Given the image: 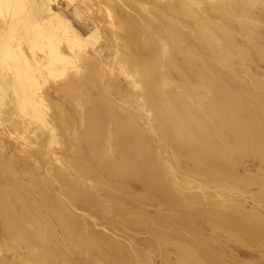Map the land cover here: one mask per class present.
Segmentation results:
<instances>
[{
  "label": "bare ground",
  "instance_id": "bare-ground-1",
  "mask_svg": "<svg viewBox=\"0 0 264 264\" xmlns=\"http://www.w3.org/2000/svg\"><path fill=\"white\" fill-rule=\"evenodd\" d=\"M203 2L164 0L152 7L158 24L141 17L143 25L135 17L126 18L129 15L117 23L127 31L122 38L124 60L144 86L171 159L160 158L153 142L148 143L151 139L137 133L132 120L109 110V101L85 77L81 90L88 104L80 117L82 129L73 135L77 145L67 157L66 170H50L61 196L50 189L55 181L48 185L47 177L35 176V194L49 216L20 177L18 182L13 174L16 183L0 176L4 250H13L14 243L19 251L27 248L31 254L26 261L34 264H60L59 258L72 256V250L89 264H155L158 249L161 264H264V77L257 74V70L264 74V66H259L264 64V42L259 24L244 20L258 19L264 0H216L207 8ZM59 15L38 0H0V127L25 142L29 133L37 136L36 155L57 141L47 118L49 99L41 92L48 80L41 69L47 68L53 77L62 75L69 63L76 66L75 48L83 43ZM60 30L72 55L59 50ZM72 115L73 121L80 116L74 120ZM12 161L5 164L11 170ZM193 178L201 183L195 184ZM212 183L218 189L215 193L207 191ZM249 187L255 189L252 206L243 199ZM70 206L88 214L96 207L104 214L115 211L108 218L117 217L114 223L104 220L109 215L97 220L126 241L93 229ZM151 207L154 210H148ZM57 229L62 242L56 238ZM137 232L147 233V240L135 239Z\"/></svg>",
  "mask_w": 264,
  "mask_h": 264
},
{
  "label": "rangeland",
  "instance_id": "rangeland-1",
  "mask_svg": "<svg viewBox=\"0 0 264 264\" xmlns=\"http://www.w3.org/2000/svg\"><path fill=\"white\" fill-rule=\"evenodd\" d=\"M209 1H210V4L212 2H214V3L216 2V0H213V1L212 0H205V2H203L204 7L207 8L210 6ZM38 2L42 5H44L45 7L50 8L51 11H54V13H56L57 16L60 14L59 16H61V18L64 20V22L69 26V28H70L69 30L75 31V33L82 39V41H83L82 45L83 46L81 45L80 48H77V47L75 48V51L79 52V53H77L78 57L76 58V63H77V64L75 63L76 66H73L69 63L70 65L69 64H68L69 66L66 65L65 73H63L62 75H60L58 77H53V76L49 75L47 68L42 67V69H41L42 75L48 79L46 82H44L42 84L43 89L41 90V92L45 98L47 97L46 100L49 99L48 101H46V102L50 103V104H48L49 109H48L47 118L49 117L48 120H49L50 124L54 127V135H55L57 141L52 142L51 145H48V146H45L44 148H41V150L43 152L40 155H36V154H34L33 150L39 146L38 139L37 140L34 139V138H37V136H34L32 133H29V135H27L29 137V140L27 142H25L22 139H17L14 134H12V133L9 134V133H7V131H4V129L2 130L0 127V129H1V131H0V163L5 165V164H8L9 162L11 163V161L14 158H16V159H14L15 161H12V162H13V166H15L13 169L17 168L16 169L17 172L14 170V172H15L14 173L13 169L11 170L10 168H7L9 165H12V163L11 164L9 163V165H5V167L3 166L4 171H2L3 168H1L2 165L0 164V168H1L0 169V176H2V178H4V179L8 178L11 181L13 180V182L15 181V177H17L16 180L18 182H19V179L21 178V180H22V181H20L21 183L25 182L23 184H25L27 187L31 186L29 188L33 189L32 191H33L35 197L37 198V200L39 199L38 203L42 206V207L39 206V208L41 207L40 210L42 209V212L44 214L46 213V215L49 216V214H50L49 211L46 210L45 207H43L39 196L37 194H35L36 193V191H34V187H35L34 185H35V180H36L35 176L38 177L39 176L38 174H40L43 177V179H45L47 177L46 183H48V185L49 184L51 185V181L53 183L56 180V178H53L54 176H51L52 174H50V172L56 168H59L62 170H66L68 168L69 164H68L67 159L69 160V158H67V157H70L73 154L72 153L74 150L72 148L73 145H74V148L77 145V143L74 142L75 141L74 137H75L76 133L81 131V129H82L81 128L82 127V120H81L82 118H80V117H82V114L84 113V111H82V110L87 108V105H86L87 102L85 100L86 96H85L83 90H81L82 81H84L85 79L86 80L88 79V81H90L91 84H96V86L95 85L94 86L96 87V90H98L101 93L102 97H105V99H106V100L104 99L105 102L108 103L107 101H109L110 104L109 103H108L109 105L107 104V106H110V108L107 107L109 110L114 112V114L116 112L118 114V115L116 114L117 116L122 117L125 120H128V121L132 120V122H134L133 120H135V122L134 123L131 122V124H132V126L134 124L133 128H135L136 130L138 127V132L135 129L134 130L137 133H139L142 137L145 138L148 136L147 137L148 140L151 139L150 142H148V140H147V142L149 144H151V142H153L151 144V146H153V148H154L153 150H155V153L160 158L169 161L171 159L170 155H172V154H170L171 151H169V148L166 147L165 146L166 144L163 143V140H161V136H160L159 130L157 128V123H156V121H154V118H153L152 113H151V108H150L149 102L146 99L145 95L143 94L144 93L143 90H145L144 86L142 84H140V82L138 81V79H139L138 76L133 74L134 72L132 73L131 67H129V64L126 65V63H127L126 59L124 60V58H125L124 53L127 52V49L123 45L122 38L127 34L126 33L127 31L122 29L121 27L117 28V23L125 15L130 16V17L125 16L126 18H134L135 17L139 21L142 20L141 24H143V25L145 24L146 21H149V20L152 23H153V21H155L157 23L158 22L157 19L154 20V18H156V17H155V12L153 14V11H155L153 9V8H155V7H153V5L157 6L159 4H162V3H164V0H38ZM205 4H207V5H205ZM138 6H140V8ZM132 7L134 9L136 8V10L134 11V9ZM195 7L200 10L199 13L204 14L202 12L203 10L198 8V6H195ZM259 7L262 8L261 6H259ZM260 8L258 10H260ZM254 10L255 9H253L252 11H254ZM117 11H118V13H117ZM260 11H261L260 12L261 16H259V18L257 17L258 19H256V18H253V19L252 18H250V19L245 18L244 19L243 17L242 18L251 25H255V26H257L258 24L260 25V27H259V25L257 26L259 28L258 30L261 33L260 40L262 42H264V40H262V39H264V38H262V37H264V36H262V35H264V9H261ZM139 13H141L142 16H140ZM116 14H117V16H116ZM141 17H144L145 22H143L144 20L141 19ZM184 18H186L185 20H187L188 23H190V19L188 20L187 17H184ZM216 20L219 21L220 19L218 18ZM234 20H232L231 22L233 23ZM257 21H260V22H257ZM156 23H154V24H156ZM191 23H190V25L192 27L196 26L192 19H191ZM234 24L236 26L237 22L235 23V21H234ZM58 32L60 33L59 34L60 41H59V43L57 42L59 50L62 49L61 51L64 52L65 54L69 53L70 55H72L74 52L73 51L70 52L71 51L70 48L67 46V43L64 41L65 38H63V37H66L65 33H63L61 30ZM238 37H240V36H238ZM243 38H244V36L243 37L241 36V39L240 38L239 39L243 40ZM142 45H144V44H142ZM119 46L121 47V49ZM39 52L41 53V51H39ZM204 52L207 53V50L206 51L204 50ZM250 52H254V49H251ZM122 53H123V55H122ZM236 61H237V58L235 59V62ZM125 65L128 66L129 68L126 67ZM236 65L237 64H235V66ZM79 66H80V68H79ZM259 66L261 68V66H264V64H262V65L260 64ZM259 66L257 67L255 65H253L252 67L254 70H257L256 68L259 69ZM127 68H128V70H127ZM238 69L239 70L241 69L240 65H237L235 67V70H237V72H240L241 70L238 71ZM261 69H264V67H262ZM261 69H260V71H261ZM257 71H258L257 74H261V77H264V76H262V75H264V74H262V72L259 73V70H257ZM262 71H264V70H262ZM130 74H131L132 78H131ZM133 76H135V77H133ZM133 78H134V80H133ZM262 79H264V78H262ZM134 83L137 84V86H135ZM94 91H95V89H94ZM52 103H53V106L51 105ZM54 108H56V109L58 108V109L56 110ZM59 108H63L64 110L65 109L66 110L64 111L63 109L61 110ZM111 108H113L114 110ZM68 109H69V113H68ZM59 110H61L62 113ZM63 112H65V113L67 112L66 113L67 116ZM56 113H58V115ZM75 113H77L80 116L76 117L78 120L76 119V121H73L72 120L73 119L72 114H74V120H75V115H77ZM69 114L72 116H70ZM57 116L58 117L62 116V119L61 118L58 119ZM65 116H66V118L71 117V119L70 118L64 119ZM57 119H58V122H57ZM63 119L65 121H63ZM79 119L81 120V122H79L80 121ZM59 120H62V121H59ZM63 122L66 126H64ZM71 122L73 124L74 123L75 124L71 126L70 125ZM77 123H78V125H76ZM59 125H61V126H59ZM68 126L72 127V129L70 127L72 132L70 131V129L68 130V128L65 129V127H68ZM77 126H79V127H77ZM67 130H68V132L69 131L70 132L67 133ZM65 132L67 135L64 134ZM141 132H143L144 134ZM145 132H146V134H145ZM31 135H33V136H31ZM68 135H69V137H68ZM73 135H74V137H73ZM67 140H68V143H67ZM70 140H72V141H70ZM31 141L32 142L34 141L33 144ZM66 145L70 146L69 147L70 149L67 148ZM154 145H156V146H154ZM159 147H160V149H159ZM66 150L67 151L71 150L70 151L71 153L66 152ZM67 153H70V155L68 156ZM8 158H10V159L12 158V160H10ZM17 160H18V163L16 162ZM2 162H5V163H2ZM20 162H22V163L24 162L27 164H25V166H24ZM26 165L28 167V170L25 169ZM20 166L21 167L24 166L25 168H21ZM18 168L21 170H19ZM23 169L28 171L27 175L29 177L31 175L32 176V177H30L31 179L28 176L24 177L26 175H23V173L25 174L27 171H25ZM5 170L6 171L8 170V172H10V173L13 172L12 175L10 173H7V172L6 173L8 175L6 173H4ZM19 171H21V172H19ZM29 171L32 172V174L29 173ZM51 173H53V172H51ZM13 174L15 177L13 176ZM33 174H34V176H33ZM180 175L181 174L178 175L179 178L181 177ZM11 176H12V178H9ZM179 178H177V179H179ZM53 179H55V180H53ZM193 179L195 181V184L201 183L200 179H197V178H193ZM18 182H16V183H18ZM30 183L32 185L33 184L34 185L32 186ZM58 184L59 183L55 181L53 183L54 186L51 185L50 189L52 188L51 190L53 192L56 191V193L58 192L57 194H59L61 196L60 191L58 189ZM217 190L218 189H217L215 183H212L210 187H207V191L210 193H215ZM254 192H255V189L252 187H249L248 192H246L244 194L243 199H244L245 204L247 206L253 205V201H252L251 196L253 195ZM56 193H54V194H56ZM57 194H56V196H59ZM70 208H71V210H73L74 213H76V215L78 214L79 217L82 216V218L86 219V221L89 220L91 223L90 222H88V223H90V225L93 227V229L98 230V231L103 230L102 232H104V233L110 234L112 236H115L116 238H120V239L126 241L125 239H123V237L121 238L122 235L119 232H117V230H115L112 226L108 225L106 222L103 224H100L98 221L100 216L105 218L109 215L104 220L107 219V221L110 220L112 223H114L113 221H114V219L117 220V217H115L113 219H111V218L114 216L115 211H113L114 214L112 212L110 213V214H112V216H111L110 214H106V213L104 214L102 211V208L96 207L95 208L96 211L97 212L100 211V213L99 212L97 213L94 210L93 212L91 211V213L95 212L96 214H92L90 216L91 213L88 214L87 210H84L81 208L80 209L76 208V206L75 207L70 206ZM148 210H154V208L151 207ZM164 213H170V212H164ZM84 215L86 216V218L83 217ZM110 216H111V218L108 220V218ZM97 218H98V220H97ZM122 227H124L123 229H125V230H127V228H128V227L126 228V226H122ZM58 231H59V233H58ZM137 233H138V235H137L138 237H136L135 239L139 238L138 241H141V240L144 241L145 239L147 240V238H146V236L148 235L147 233H145V232L144 233L143 232H137ZM143 234H145V235H143ZM132 235H133V237H135L136 233H132ZM57 236H56V238L60 242H62L63 240H62V234H61L60 229H57ZM142 237L143 238L145 237V239H143ZM13 243L14 242H12V244ZM14 244H13L12 248L10 247V249H13V250H8V249L4 250L5 248L0 246L2 248V250L0 248V262H2V263L4 262V264H34L33 262L29 263L26 261L28 256H30V254H31V253H28L30 251L27 250V248H23V247H22V249H24V251L22 249L19 251V249H17L16 244L15 245ZM34 250H36V249H34ZM158 251H159V249L157 251H154V252L158 253ZM21 252H23V253H21ZM72 252H73L72 256L66 255L67 257L64 258L65 260L61 261V258H59V260L61 262H64V264H67V263L68 264H71V263L72 264H89L88 262H85V260L79 254H76L75 251L72 250ZM157 253L156 254L154 253L155 254L153 256L154 257L153 259L155 260L154 262H155V264H159V263L161 264V261L158 259H161L162 257L160 256V253L159 254H157ZM77 255H79L80 257ZM158 256H160L161 258L160 257L158 258ZM56 260H58V259H56ZM59 260H58V262L61 264V262ZM35 264H48V263L37 262Z\"/></svg>",
  "mask_w": 264,
  "mask_h": 264
}]
</instances>
